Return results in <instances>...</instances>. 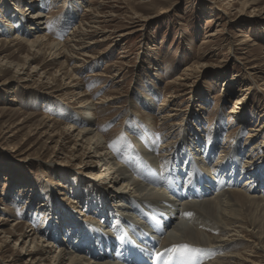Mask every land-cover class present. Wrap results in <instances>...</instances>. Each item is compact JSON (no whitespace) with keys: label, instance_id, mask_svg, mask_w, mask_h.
<instances>
[{"label":"rangeland","instance_id":"obj_1","mask_svg":"<svg viewBox=\"0 0 264 264\" xmlns=\"http://www.w3.org/2000/svg\"><path fill=\"white\" fill-rule=\"evenodd\" d=\"M37 13L39 31L28 32ZM37 37L76 51L55 60L48 47L28 44ZM88 123L134 170L147 161L171 171L176 146L181 154L195 144L201 158L215 145L211 175L235 150L243 172L264 173V0H0V264H58L60 244L96 261L95 233L118 228L115 216L103 218L110 208L103 212L98 195L111 209L119 200L96 188L105 169L79 137ZM139 140L152 148L151 163ZM238 178L240 189L248 176ZM252 230L226 253L249 259L241 264L264 263V241L256 246ZM43 251L48 260L38 263Z\"/></svg>","mask_w":264,"mask_h":264},{"label":"bare ground","instance_id":"obj_2","mask_svg":"<svg viewBox=\"0 0 264 264\" xmlns=\"http://www.w3.org/2000/svg\"><path fill=\"white\" fill-rule=\"evenodd\" d=\"M41 17L40 13L32 17L33 20L29 22L28 32L35 31L38 33ZM19 22V25L27 30L23 20ZM16 39L19 40V36ZM28 44L33 49H39V51L48 47L55 60L63 58L67 52L76 51L73 48L71 51L66 52L63 48L64 44L51 41L46 37H37L33 42L28 41ZM69 57L75 58L73 54ZM243 104V99L238 101L235 110ZM85 108L91 110L93 107L86 104ZM89 119L91 118L89 117ZM85 126V131H81L79 137L84 134L83 139H86L90 147H94L96 151L94 152L97 154L95 157L96 163L105 169L104 175L96 176L98 177L95 182L98 183L96 188L100 189L99 191L102 188L110 198L119 200L117 207L113 206L116 209H111L112 206L109 204L111 200L107 199L106 195L102 196V192L99 193V198L101 196L105 202L102 208L103 212L110 208L103 218L110 219L115 216L114 218L119 221V224L118 228L111 234H107L101 229H98L95 233L94 243H96V247H93V249L95 251L96 248H101V250L94 254L91 252V258L99 262L89 261L85 256L75 254L73 251L67 252L63 248L65 245L60 244L57 248L59 253H56L57 256L55 255L52 259L55 263L241 264L239 261L244 260L246 263L249 259L246 261V259L240 258L241 255L232 252L226 253L232 248L234 239L236 240L237 237H239L237 241L245 239L244 237L240 238L242 230L253 229V243L257 244L256 246L263 243L264 190L260 191L262 195L255 196V194L261 188L260 182L264 186V178H262L264 173L252 176L245 169V172H243V168L241 169L242 160L239 159L238 150H235L233 155L228 158L225 164L226 169H222L215 175H211L214 173L206 170L208 166H211L212 156L210 155L215 152V145L206 157L201 158L197 154L202 155L203 153L197 150L194 142H192L194 148L190 146L181 154H177L180 147L176 146L177 150L173 151L174 153H171V156L175 154L172 162H178L179 164L176 167L173 165L171 171L169 169L164 172L155 165H148L147 161H145L146 165L139 170H134L135 164L121 162L117 156L109 153L110 150H108L107 144L103 140V135L101 136L96 130H93V124L88 123ZM72 128L74 130L72 132L77 131L75 127L72 126ZM188 138H190L189 134L187 137L186 135L183 136L181 139L182 144H187ZM136 145L137 150H141L138 153L142 154L151 163L153 160L148 159V155L151 154L152 148L148 149L140 140L136 141ZM168 145L164 149H167ZM157 160L160 162L158 157ZM250 160L254 159L251 158ZM252 163H248L249 169L253 168ZM178 165H180V168L177 167ZM197 166L199 170H195ZM217 166H219L218 163L214 165V167ZM229 170L232 171L230 180ZM237 170L238 173H236ZM187 171L191 176L189 187H187L184 180ZM129 173H132V175H129ZM239 173L241 176L244 174L248 176L246 183L249 182L247 185L245 183V186L240 189L237 187ZM103 176L108 178L109 181L105 183L106 179H103ZM167 181L168 183L165 184ZM257 181L259 182L258 186H255ZM104 184H109L110 187L104 189ZM128 208L135 215V218L129 217ZM131 218L136 220L137 223L131 222ZM245 219L248 221H245ZM76 224L80 223L76 222ZM207 229L213 233L207 232ZM232 233H235V235ZM34 235L26 236L31 239V244L36 243ZM54 246V244H51L48 248L53 249ZM189 249H195L196 251H189ZM213 250L218 252V257L213 261L211 259L207 261L210 254H213ZM39 253H36V256L39 257ZM46 254L48 253L43 251L42 258H38L39 261L37 262L47 261ZM33 259H37L35 255ZM252 264H259V262Z\"/></svg>","mask_w":264,"mask_h":264},{"label":"snow or ice","instance_id":"obj_3","mask_svg":"<svg viewBox=\"0 0 264 264\" xmlns=\"http://www.w3.org/2000/svg\"><path fill=\"white\" fill-rule=\"evenodd\" d=\"M185 248H187V246H185ZM189 251H196L195 249H189Z\"/></svg>","mask_w":264,"mask_h":264}]
</instances>
